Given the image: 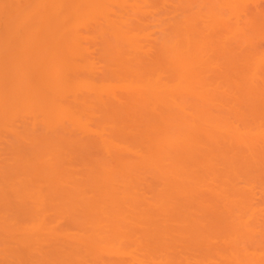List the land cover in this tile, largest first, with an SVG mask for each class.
Segmentation results:
<instances>
[{"label": "rangeland", "instance_id": "374dc122", "mask_svg": "<svg viewBox=\"0 0 264 264\" xmlns=\"http://www.w3.org/2000/svg\"><path fill=\"white\" fill-rule=\"evenodd\" d=\"M86 1L89 0H70V3H68L65 8H69L71 5H73L75 6L74 8H79L81 13H85L91 9L90 11H93V14L99 12L98 16L95 17L97 19L92 18L90 20L91 23H86L84 25V28H80L77 31V34H81L80 38L83 37L82 39L77 38V40H83L81 41V44L79 41V46L74 45L72 33L70 34L68 31L63 32L60 36H56L57 40L55 45L58 44V51L52 57L51 61L54 60L55 64H65L66 62L67 66H69L67 64L68 62L69 64L74 63V65L76 63L77 65L75 66H78V68L82 69L81 66H85V64H87L85 61L88 60V62L90 61L89 63H93V68L91 69V71L88 73L89 69H87L86 71L83 70V67L82 70L78 69L79 72L77 71L74 77H76L77 80L87 77L91 80L89 81L92 82L90 84L95 83L96 87L97 84L99 85V87H110L112 90L110 89L109 91V89H107V92L105 91L106 89H104V92H101L99 88L98 90L101 93H98V90H95V85H93V91L95 90L98 94L93 92L90 86L89 92L88 88L87 91L83 90L84 92L77 90L76 92H71L66 95L61 103L63 104V106H69L70 104L77 105L78 107L76 108V110L79 109V112L77 111L79 114V121L71 118L57 120L56 117H53L52 115L48 116L42 113H25L14 117V119L13 117H11L12 119L10 120V117L7 116V118L3 113L5 107L1 106L0 111H2V109L4 108V110L2 111L4 116L0 112V181L2 179L6 180L8 182V185L10 184L11 186H13V188L15 187L23 189V187H26L24 188L25 190H22L23 192L21 193L25 192L24 194H27L29 193V189L33 187H31L32 184L30 185L29 180L37 170L42 171V169L44 170V168L48 166L47 168H50L53 176H62L61 178L64 179V176H67L70 172L75 175L78 174L80 169H83L84 167H90L92 169L99 168L98 170H104L103 172H112L113 176L111 177H114L113 179L116 180L117 183L120 182L121 186H126L129 192L132 191L133 194H135L134 192H137L140 196H142L141 193L143 195L146 194L145 198H147V200H151V198L155 199L157 196L159 198V195H161L162 193L166 194L168 192H171V190L168 191L170 184L169 182H166L167 180L165 178H163L161 171L159 169L157 170L158 167L156 168V166H154V164L150 162H143L141 159V161L138 160L139 155L145 154L147 152H145L146 147L142 145L143 143H141L142 134L141 138L139 136L140 125L147 123L151 119L154 120L153 124H159V126L157 125V128H159V131H161H157L156 134L157 139L159 138L158 144L160 143L161 145H163L162 142L164 143V145L169 144L170 146H168V149H170V147L172 149H170L169 153H174V150L176 149L175 152L177 151V153L174 154H178L179 151L181 152V150H179L178 148L179 145L177 146L171 144L177 141H181L185 138V136H183L186 135L187 132L185 131V129L191 128L192 126L190 122L192 123L194 122V120L199 119H211L213 120V123H220V126L223 125V129L224 127L228 128L229 131L226 130L224 132L225 135H227L228 132L229 135L232 133L231 135H233L234 140L236 138L237 140L235 141H238L239 143L241 142V155L246 157L245 159L248 158L246 162L250 163L249 166L246 163V166L244 164L242 165V163L235 164L236 166L233 165L232 170L234 171V169H236L234 172L236 174V177L232 171L231 173L229 172L230 174L228 179L231 180L233 177L235 178L231 181H228L227 184L230 187L227 186V184L223 185L224 188H232L230 190L229 196L231 195L230 199H234L233 202L235 201L234 203L230 204V210L228 209L229 211H223L224 221H226L231 226L230 233L233 231L231 233V241L234 244V247L236 245V250L238 249L237 252L241 251L239 252L241 254H243V252L245 254H248L249 252L248 255H253V252L254 255L258 256V264H263L261 262H263L262 260L264 258L261 256L264 255V0H97L93 1L89 5L88 9H82V6L84 2L86 3ZM1 3H3V0H0V4ZM22 4L19 5L22 6V9L17 6L20 11L24 9L23 7L25 5H28L27 3L25 4V2H23ZM84 7H87V4L84 5ZM16 8L13 7V10L11 9V11L10 9H5L7 13L4 12V9L3 12L0 10V14H2L0 15V18L4 17L1 18L2 20H0V22L5 21L1 22L0 24V28L2 27L0 30V33L2 32V34H0V41L5 38V42H0V44H2L0 48H3L2 54L7 55V57L9 56L8 58H12V55L14 56L18 51L16 45L17 39L14 38L25 34L28 30L27 27H25V31H23V28L20 31L12 29V23L15 22L14 18L16 19L17 12H19V10ZM102 12L104 13L102 14ZM4 13L6 14L3 16ZM107 14L109 15L108 22L105 21L108 20V18L106 19ZM82 16H84V18L88 17L89 22L91 16L89 17L86 13ZM113 19H116V23L118 22L117 19H120L123 25L121 24L120 27V23L118 22V27H120L118 28L117 24H114L115 21ZM6 20L9 25L7 24ZM113 21L114 23H112ZM10 28L12 30H10ZM5 31L7 34V39L6 36L4 37V35H6ZM17 32H21L22 34H19ZM10 33V38L14 39V41L16 40L14 42L16 46L13 44V40H9L8 38V34ZM54 34L55 28L50 25L48 28L38 32L35 39L40 38V40H42L41 38H43V40H47ZM13 35H16V37L14 36L13 38ZM24 42L26 43V41ZM77 42L76 44H78ZM134 44H137L136 46H138L140 49H134ZM11 45L15 46L17 51L15 50V48H11ZM72 45L77 46V48H81V51H79V53L83 51L81 53L82 56L81 54L79 55V53H71L72 51L76 50ZM9 47L14 50L12 51ZM6 49L11 50V57L8 54L9 50L6 54ZM83 49H85V51ZM45 50H47V48H45ZM136 50H138V52ZM2 54L0 56V60L2 59V56L4 57V55ZM176 58L179 61H177ZM172 59H174V61ZM166 60L168 61V63H171L168 64L166 62L165 64ZM3 61H8V59ZM3 61H0V67L2 69ZM172 62H177L178 64L173 65ZM11 63L12 62H10V66H12ZM179 63H181L182 65L180 64L179 66ZM6 64L4 63V65ZM183 64L185 65L183 66ZM7 65V67L5 66L6 69H10L13 67L17 68L15 64L13 67H9V64ZM87 66L89 65L87 64ZM87 66L85 67L87 68ZM176 67H182L183 69H181L183 72L189 73L183 74L181 72L183 75L182 77L186 76V80L188 77L189 79L193 78L187 80V84L185 83L186 85L184 84V86L190 88H186L182 84L178 83L180 80L179 78H177L179 76V73L177 70L178 68L176 69ZM6 69L5 71H3L4 73H9L10 71L12 72V70L8 71V69ZM126 70H128V72ZM175 70H177V74ZM131 71L133 74L129 73ZM50 74V71H45L44 73H42V76L47 77ZM140 74L146 76L144 80L149 83L151 88L148 86V84L141 81L140 82L142 84H146L144 85L145 90L141 87V83L137 85H141L140 87L144 91L136 85L137 81L139 80L135 78H138L137 76ZM142 75L139 76V78L141 77L140 79L144 81ZM171 75H173L172 78ZM147 76H151L152 79L153 77L157 79V76H159L158 79H162V81H164V83L158 82L159 80L157 81L159 83L157 84L158 86H160L161 84V87H159L161 89L158 91L157 89H153V87L155 88L157 85L155 83L156 86H152V84L150 83H152L154 79L152 80L151 77L148 78ZM133 79L136 80V83L133 82ZM149 79L151 81H149ZM171 79H173L174 83L177 82L178 84L176 83L175 85H173V90L169 89L173 93L171 91L169 92L170 94L166 93L167 95H164L165 98L163 96V98L165 99L164 100L162 97H160V95L163 94H160L158 92H163V85L165 86L166 90H168L169 84H174ZM195 79H198L200 83ZM166 80L169 83H165ZM131 81L132 84H135V86H137L138 88L134 87L133 89L134 85L131 86ZM127 84H129L128 88L129 86H131L132 89H127ZM192 85H196L194 86L195 88ZM174 86H177V91ZM181 86L184 88H182ZM146 88H148V91L150 90L149 96L150 94L153 96H148V98H150L149 100L147 98V94H145L146 92H148ZM11 89L15 90V87L13 86V88ZM17 89L20 90V85L16 87V90L14 92H17ZM183 89H185L186 91ZM137 90L140 91L139 93H141L140 95H138L139 93L137 94L139 97L137 98L138 101L141 100L142 96H144L142 98V103H140L141 101H139L138 103L136 99H133L137 96L136 93H134ZM196 92L198 94H196ZM166 96L169 97L167 98ZM75 97L76 99H74ZM152 98L157 101L155 102ZM144 99L147 100L146 103H151L150 105H152L154 102H161V104L159 103V107L154 103V107L158 108L157 111H154V115H149V113H152V111L154 110V104L152 106H148L149 108L152 107L153 109H146L148 107L145 106L149 104L146 105ZM144 115L146 116V118ZM7 119H9V121ZM80 123H82V125L85 124V128L89 126L92 130H83L78 126L80 125ZM133 123L134 126H132ZM5 124L6 126H1ZM86 124L89 125L86 126ZM121 124L122 131L123 128L125 129L126 127L129 130L132 126L130 132H135L136 135L135 133L134 135H131V133L127 131V129L123 132L121 131L122 133H115L114 131L116 129L120 131L118 128H120L119 125L121 126ZM129 124L132 125L130 126ZM232 124L234 125V128L232 127ZM135 127H137L138 129H136ZM98 128L100 130L104 129L102 131L103 134L99 133L100 136L96 134V132H98L97 130H99ZM229 128L234 130L232 131ZM93 130H96V132L94 133ZM117 130L116 132H118ZM136 131H138V133ZM230 131L232 132L230 133ZM236 132L237 137L234 134ZM114 133L117 135L115 136ZM129 133L132 139L135 137L137 138V142H135V139H133L135 142L134 143L128 137ZM112 134H114V137ZM122 134L124 135V137ZM160 134H164L162 136L164 137L163 139H161L162 137L160 136ZM238 134H241L240 138ZM110 135L112 136L110 137ZM231 135L230 137L232 138ZM182 136L184 138H182ZM100 137H102L101 140L99 139ZM175 137L177 138V140ZM118 138L120 147L117 146L118 149H116V147L114 149L113 146L118 145V140H116ZM127 138L131 140V143L133 145H131L127 141ZM166 139L169 140L167 141ZM124 140L127 141L128 144H126ZM171 140L175 141L170 143ZM102 141L104 142V144ZM121 141L123 142V147L121 145ZM105 142L107 143L106 145H108V147H110L111 145L112 147L107 148V150L106 148H103L105 146ZM113 142L115 144H113ZM136 143L137 146L142 145L145 148L144 150L142 146L140 147L143 148L144 153L143 151H139L140 148L135 146ZM101 144H103V147ZM124 145L128 146H126L125 148ZM172 146H174L175 148L173 149ZM130 147L131 150L129 149ZM135 147L136 149L139 148L138 151L140 153H135L134 151L136 149H133L134 154L131 152L132 148ZM168 149L166 148L165 151L167 150L168 152ZM250 149H252V151H250ZM115 150H117V154H119L120 151H122L120 153L122 155L123 153H125V162L122 161L119 163L113 161L112 158L114 157ZM138 151L136 150V152ZM64 152L68 153L67 155H69L70 153L72 154H70V160L66 158ZM252 155L253 158H255V162L252 160ZM62 156H64L65 158H62ZM74 156H76L75 159ZM45 159H49L50 162L48 161V163ZM40 161L42 163H38ZM83 161L85 162L83 163ZM46 162L48 165L46 164ZM79 163L82 168L80 167ZM53 164L55 166H53ZM62 164H64V167H66L63 168ZM117 164L120 165L117 166ZM68 165L70 166V168ZM238 165H240V169ZM77 167H79V169ZM122 167H124V170L122 169ZM115 168L117 170H115ZM33 169L34 172L32 171ZM64 169H67L68 171ZM28 171L30 172V174ZM65 171H67V173ZM236 171H238L239 173H237ZM26 172L27 174H25ZM54 173L56 174L54 175ZM232 174L233 177H231ZM24 175L25 177H30L25 178ZM74 175L73 178L76 177V175ZM125 175H127L126 178ZM66 178L67 177H65V179ZM8 180L11 181L9 182ZM22 181L24 186H22L21 184ZM125 181H127V183L122 184ZM229 183L232 184L230 185ZM18 184L20 185L19 187ZM130 184L133 186L131 187ZM166 186H169L167 187V190L165 188ZM133 187L135 188V190ZM153 188L155 189L153 190ZM204 188L205 187H203V189ZM46 189H48L47 185H45V190H40L38 194L40 193L39 195L42 194L45 197L49 198L51 197V193H49V191ZM132 189L134 190V192ZM157 189H159L161 193H159ZM162 189L164 190L163 192ZM149 190L151 191L149 192ZM231 192L234 195H232ZM36 193L37 191L35 192V194H32V196L38 195ZM8 194L6 196H8ZM9 196L11 197V199L16 200L14 196H11L10 194ZM31 199L34 198H29V201ZM29 201V205H27V207L30 206ZM238 201H243V204L238 203ZM51 202L52 201L48 202L45 206L46 209L44 208L43 210L44 212H41L44 215L46 222H48V226H55L56 231L59 234L58 236L64 234V230H66L67 233L78 232L77 228L70 229L66 225V221L68 218L63 215L61 207L59 205H56L57 203H55L54 201L52 202L54 203L53 205ZM248 203L251 207H249ZM1 204L2 201L0 199V222H3L4 219L1 217L6 216L4 215L5 213L7 215L9 213L8 210H6V208H4ZM231 205L233 206L231 207ZM245 205H247L248 211L246 210ZM27 207H25L26 209H23V213L18 212L20 217V219L18 218V220L21 221L20 224L24 222V224H27L28 222L31 224L32 222V216L30 215L31 213L29 214V210ZM47 207L48 209H50L48 210ZM243 207L245 210L243 209ZM248 207L250 209H248ZM250 212L253 215H251ZM254 212H256L255 215ZM55 213L57 214V217H55ZM25 216L28 219H25ZM52 216H54V219ZM58 217H61L60 219H63L60 220ZM63 220L65 221V223ZM29 223L27 224V226L29 225ZM49 223L51 224L49 225ZM24 224H21L22 226L20 225V227H26V225ZM57 225H61L60 227L62 229L59 228V230H57ZM4 226L5 224L2 225V223H0V264H36V262L40 263L42 257L38 256V254L36 255V253L33 254V251L31 252L28 249H23V251H21L20 248H23L22 246L25 245H22L21 241L18 240L20 238V235H17V237L15 238H10L9 236H7L10 229H8V225H6L5 227ZM31 226H33V224ZM87 226L88 225H86V227L83 229V232H85L87 235H90L93 230L90 226H88L90 231H87ZM73 229H76V231H74ZM113 245L116 246V244ZM90 247H97V244L92 242ZM107 256L109 257L110 255L107 254ZM124 256L122 259L128 260V257L126 256L125 258ZM39 257L41 258L39 259Z\"/></svg>", "mask_w": 264, "mask_h": 264}, {"label": "bare ground", "instance_id": "6f19581e", "mask_svg": "<svg viewBox=\"0 0 264 264\" xmlns=\"http://www.w3.org/2000/svg\"><path fill=\"white\" fill-rule=\"evenodd\" d=\"M93 1H97V0H89V1H86V3L84 2L82 9H88L89 5ZM21 2L22 3L25 2V4L27 3L28 5H25L23 7L24 9L20 11V9L18 7L21 8L23 6V4ZM68 3H70V0H7V1L3 0V3L0 4V10L2 12H3V9H4V12H6L5 9L6 10L10 9V11H11V9L13 7L16 8L18 6L16 9H18L19 12H17L16 19L14 18L15 22L14 23L9 22V23L13 24L12 29L20 31L23 28V31H25V27L28 28L26 33L23 35H20L19 37H16V35H18V34L13 35V38L15 36L16 38H14V39H17L16 45H17L18 51L16 50V48H15L16 45L14 44V42L16 40L14 41V39L10 38L11 33L8 34L9 40L12 39L13 40L12 42L15 45V46L11 45L12 46L11 48H15V50L17 51V53H15L14 56L12 55V58H8L9 56L7 57V55L2 54L3 48L2 49L0 48V52H1L0 56H1V54L4 55V57L2 56L1 58L2 59L4 58L3 60L8 59V61H3L2 59L0 60L1 62L3 61V63H2L3 69L0 67V104H1L0 107L1 106L5 107V110H4V108L3 109L1 108V109H2V111L4 110L3 113L6 117L7 116L10 117V120L12 119L11 117H13V119H14V117H16L18 115L25 114V113H30V114L42 113V114H45L48 116L52 115L53 117H56L57 120H62L64 118H71V119H76L79 121V114H78L79 109L76 110V108L78 106L74 105V104H70L69 106H63L61 101L64 100V97L66 95H68L71 92L72 93L76 92L77 90L84 92L83 90L87 91L89 88V90H88V92H89L90 86L92 88V86L95 85V83L93 82L94 84H90L92 82H90L91 80L88 79L87 77L81 78L78 80L76 77H74L75 74L77 73V71L79 72L78 69H80V68H78V66H75V65H77L76 63L74 65V63L69 64V62H68L67 64L69 66H67L66 62H65V64L64 63L55 64L54 60L51 61V59L55 55V53L58 51L57 50L58 44L55 45L56 40H57L56 36H60L63 32L68 31L70 34L72 33L74 45L79 46V41H80L79 39H82L83 37L80 38V36H81V34L79 33L80 31L78 32L79 34H77V31L80 28H84V25L86 23H88V24L91 23L90 20L92 18L97 17L99 12L98 13L96 12V14H93V11H90L91 9L88 10L87 12H85L86 14H88L89 17L91 16L89 19V22H88V17L84 18V16H82V15L85 13H81L79 8H77V7L74 8L75 6H73V5H71L69 8L68 7L65 8V6H67ZM21 4H22V6H19ZM86 4H87V7H84V5H86ZM14 11H17V10H14ZM96 11H97V9H96ZM6 13H4L3 16ZM8 13H9V11H8ZM103 13L104 12H102V14ZM15 14H16V12H15ZM0 15H2V14H0ZM11 16H13V15H11ZM14 17H15V15H14ZM108 17H109V15L107 14L106 19ZM1 18H4V17H1ZM1 18H0V20H2ZM95 19H97V18H95ZM7 20H6V22H7ZM105 21L108 22L109 18H108V20H105ZM114 21H115V23H114ZM114 21L112 23L117 24L119 22L120 27H121V24L123 25V23H121L120 19H117V21H118L117 23H116V19ZM1 22H5V21H1ZM1 22H0V24H1ZM7 24H8V22H7ZM50 25L55 28V34L53 36H50L47 40L44 39L46 41H44L43 38H41L42 40H40V38L35 39L38 32H40L43 29L48 28ZM119 25L117 24V27ZM81 26H83V27H81ZM10 27H11V25H10ZM120 27H118V28H120ZM1 28H0V30H1ZM12 29L10 28V30H12ZM17 33L20 34L21 32H17ZM0 34H2V32ZM5 34H6V31H5ZM5 36L7 39V34L4 35V37ZM77 38H79V39L77 40ZM3 41L5 42V38L3 40H1L0 42L2 43ZM24 41H26V43ZM71 41H72V39H71ZM81 41H83V40H81ZM81 41H80V44H81ZM76 42L78 44H76ZM74 45H72V46H73V48L75 47L76 50L72 51L71 53H75V54L79 53V51H81V48L80 47L77 48V46H74ZM136 45H135L134 49L137 48L139 50L140 48ZM0 46H2V44H0ZM3 46H5V45H3ZM44 46H45V48H47V50H45ZM43 48H44V51H43ZM10 49H8L9 53L7 52L8 51L7 49L5 52H6V54L8 53L11 57V54H12L11 50L13 51L14 49H11V50ZM72 50H74V49H72ZM83 50L85 51V49H83ZM138 50H136V51L138 52ZM82 52H80L79 55ZM81 56H82V54H81ZM172 60L174 61V59H172ZM176 60H177V58H176ZM177 61H179V60H177ZM6 62H7V64H9V67H13L14 64L16 65L17 68H15V67L10 68V69L7 68L8 71L12 70V72L10 71L12 74L10 72L9 73L3 72L6 69L5 66L6 67L8 66L6 64ZM10 62H12L11 63L12 66H10ZM85 62L89 66H87V64H85V66H87V68L83 65L81 66V68L83 69V67H84L83 70H86V71H87V69H89L88 70V73H89L91 71V69L93 68V63L92 62L89 63L90 61L88 62V60H86ZM166 62L168 63L167 60L165 61V64H166ZM4 63L6 65H4ZM169 63H171V62H169ZM177 64H178L177 62L173 63V65H177ZM180 64L181 63H179V66H180ZM184 65L185 64H183V66ZM0 66H1V64H0ZM14 68H15V71H14ZM181 68L176 67V69L178 70V73H179V76L177 78H179V80H180L178 83L182 84L184 86V84L187 82V80H190L193 78L189 79V77L187 75L188 78L186 80L185 79L186 76L182 77L183 76L182 73L183 74H189V73L183 72L182 71L183 68L182 69ZM82 69H80V70H82ZM171 69H173V68H171ZM177 70H175L176 74H177ZM8 71H6V72H8ZM45 71H50L51 74L47 77H43L42 73H44ZM126 71L128 72V70H126ZM92 72H93V70H92ZM129 73H132V71ZM176 74H173V75H176ZM127 75H129V74H127ZM136 75H137V73H136ZM141 75L142 74L138 75L137 76L138 78H135V79L139 80V81H137V83H136L135 79H133V82L136 83V85L143 82V83L148 84V86L150 87L149 83H147L146 80H144V78H146V76L142 75V78L144 81H142L140 79L141 77L139 78V76H141ZM173 75H171V78L173 77ZM147 77L149 78L151 76H147ZM158 78H159V76H157V79L153 77L154 81H156V82L152 81V83H150V84H152V86L153 85L156 86L157 84H159L158 82L164 83V81H162V79L159 80ZM161 78H163V77H161ZM151 79H152V77H151ZM164 80H165V78H164ZM171 80L173 81V79H171ZM149 81H151V80L149 79ZM196 81L199 82L198 79ZM155 83H156V85H155ZM165 83H169V82H167V80H166ZM170 83H172V82H170ZM173 83H174V81H173ZM176 83L177 82H175L174 84H169L168 90H166L165 86L163 85L162 86V87H164V88H162L163 92L162 91L158 92L160 94H163V95H160V97L163 98V96L166 93H169L171 91L169 89L173 90L172 87ZM146 84L141 83L142 86L141 85H137V86L139 88L142 87L144 89V85H146ZM19 85H20V90L17 89V92H14L16 90V87ZM128 85L129 84H127V86H126L127 89L131 88L132 85H134L133 89H134V87L138 88L137 86H135V84H132V81H131V86H129V88H128ZM170 85H171V87H170ZM13 86L15 87V90L11 89V88H13ZM194 86H196V85H194ZM95 87H96V85H95ZM102 87L101 86L99 87V85L97 84V87L95 90H98L100 88V91L104 92V89H106L105 91H107V89H109V91H110V89H111L110 87H107V88H105V87L102 88ZM159 87H161V84H160V86L157 85L155 88L153 87V89H157V91H158L161 89ZM174 87L176 88V91H177V86H174ZM184 87H186V86H184ZM184 87H182V88H184ZM1 88H3V89H1ZM186 88H190V87H186ZM147 89L148 88H146V90ZM10 90H12V91H10ZM91 90L93 91V88ZM95 90L93 92L96 93ZM183 90H185V89H183ZM100 91L98 90L97 92L99 93ZM151 91H153V90H151ZM139 92L140 91L137 90L134 93H136V95H137ZM149 92H150V90L146 93L144 92L145 94H147V98L149 96ZM98 93H96V94H98ZM158 93H156V94H158ZM140 94L141 93H139L138 95H140ZM196 94H198V93L196 92ZM138 95L136 96V98H133V99H136L138 103H139V101H141L140 103H142V101H143L142 98L144 96H142V98L140 97L141 100L138 101V99H137V98H139ZM150 96H152V95L150 94ZM160 97H158V98H160ZM164 98H165V96H164ZM74 99H76V97ZM149 99L150 98H148V100ZM152 99L155 101L154 98H152ZM144 100L146 103L147 100L146 99H144ZM154 101H152V102H154ZM159 103L161 104V102H159ZM159 103H155V104L159 107L160 106ZM147 104H149V103L147 102L146 105ZM150 104L145 106V107L153 105V104L152 105H150ZM155 104L153 105V107L155 106ZM155 108H156V110H155ZM146 109H153V108L148 107ZM157 110H158V108L154 107V110L152 111V113H149V115L150 114L154 115L153 114L154 111H157ZM2 111H0V112L3 115ZM138 112H140V111H138ZM147 112H151V111H147ZM140 113H142V112H140ZM146 116H147V114H146ZM146 116H145V118H146ZM197 118H194V119H197ZM3 120H6V119H3ZM7 120L9 121V119H7ZM153 121L154 120L151 119L147 123L140 125V129H139L140 135L139 136L141 138V134H142L141 143H143L142 145H144L146 147V150L142 145L137 146V143L135 144V146L139 147V148L142 146L144 148L145 152L146 151L147 152L145 154L139 155L138 160L141 159L143 162L144 161L150 162V163L154 164V166H156V168L158 167L157 170L159 169L161 171L163 178H165L167 181L165 179L164 180L166 182H169V184H170L169 185L170 187L169 186L165 187L166 190H167V187H169L168 191L171 190L170 193L169 192L166 194L162 193L161 195H159L160 196L159 198H158V196L156 197L158 199H156V198L152 199L151 198V200H149V199L147 200V198H145L146 192L144 193L145 195H143L141 193L142 196H140V195H138L137 192H134V190H135L134 187H133L134 190L133 189L132 190L135 194H133L132 191L129 192V190L126 186H124V185L121 186L120 182L117 183V181L113 179L114 177L113 178L111 177V176H113L112 172L111 173L109 171L103 172L104 170L100 171V170H98L99 168L98 169H92L90 167H86V168L84 167L83 169H80V171L78 170L79 172H78V174H75L76 175L75 178H73L74 174L72 172H70V173H68L67 176H64L65 175L64 174L63 175L64 179H62L61 178L62 176L61 177L53 176V173H51L50 168H47L48 167L47 166L44 168V170L42 169V171L41 170L35 171L32 178L30 180L28 179L30 182V185L32 184L31 187L32 186L33 187L29 189V191H28L29 193H27V194H24L25 192L21 193V192H23L22 190H25L24 188H26V187H23V189H21V188L19 189V188H15V187L13 188V186H11L10 184L8 185V182L6 180L2 179L0 181V199L2 201L1 205L4 208H6V210H8V213H9L8 215L5 213L4 215H6V216L1 217L4 220H3V222L1 221L0 223H2V225L5 224V226L8 225V229H10V231H9L10 234L8 233L7 236H9L10 238H15V237H17V235L18 236L20 235V238L18 240L21 241L22 245H25V246H22L23 248H20L21 251H23V249H25V250L28 249L31 252L33 251V254L36 253V255L38 254V256L42 257V258L39 257V259L41 258L40 263L36 262V264H258V256L254 255L253 252H252L253 255H251V254L248 255L249 252H248V254H245L244 252H243V254L239 253L241 251L237 252L238 249L236 250V248H237L236 245L234 247V244L231 241V238H232L231 233L233 232L232 231L230 233L231 226L226 221H224V218H223V211L224 212L227 211L230 208V204L235 202V201L233 202L234 199H232V200L230 199L231 195L229 196L230 190L232 188H228V187L224 188L223 185H226L228 183V181H231L232 179H234L236 177V174L234 173L236 169H234V171L232 170L233 165L238 164V163L239 164L242 163V165L244 164L246 166V164H247L249 166V164H250V163L246 162L248 158L245 159L246 157L241 155V152H242L241 151L242 146L240 144L241 142L239 143L238 141H235L237 139L235 138V140H234L233 135H231L232 134L231 132L234 129L232 130L229 128L230 130H232V131H230V133H231L230 135L233 138L232 139L230 137V135L228 134L229 132L227 133V135L224 134V132L226 130H228V128L224 127V129H223V125L220 126L221 124L219 122H218L219 124H215V123H213V120H211V119L194 120V122H192V123L190 122V124H192V126L190 125L191 128H187L188 130L185 129V131H187L186 135H183V136H185V138L182 136V138H184V139L181 138L182 139L181 141H177V142L171 144V145H177V146L179 145L178 148H179V150H181V152L179 151L178 154H174V153H177V151L175 152V150H176L175 149L174 153L171 152V153H173V154H171V153H169L171 147H170V149H168V146H170L169 144L164 145L163 142H162L163 145H161L160 143H159L160 145L158 144L159 138L157 139L156 134H157V131L158 132H161V131H159V128H157V125L159 126V124H153L154 123ZM145 122H146V120H145ZM155 123H156V121H155ZM80 125H78V126L85 131H91L92 130V129H90L89 126L85 128V124L82 125V123H80ZM87 125H89V124H86V126ZM136 125H138V124H136ZM1 126H6V124L1 125ZM132 126H134V123ZM132 126L129 130L124 126L125 129L123 128V131H125L127 129V131L130 132V130L132 129ZM227 126H228V124H227ZM233 126L234 125L232 124V127ZM119 127L120 128H118V129L120 131H118L117 129L116 130L118 132H116V130L114 131L117 134L123 132L121 130L122 124H121V126L119 125ZM115 128H117V127H115ZM135 128L138 129L137 127H135ZM86 129H88V130H86ZM236 129H237V127H236ZM99 130H97L98 132H96V130H93V131H94V133L96 132V134H98V136H100L99 133H102V131L104 129H102L100 131ZM136 132L138 133V131H136ZM127 133H126V135H127ZM130 133H131V135H134L135 132L132 133V131H131ZM130 133H129L128 137L133 142H134L133 139H135V142H137V140H136L137 138L135 137L132 139V137H130ZM238 133H240V132H238ZM114 134H112L113 137H114ZM117 134H115V136ZM183 134H184V130H183ZM234 134L237 137V132ZM112 135H110V137ZM124 135H123V137H124ZM135 135H136V133H135ZM163 135L160 134L161 137ZM240 135L238 134L239 138H240ZM158 137H159V134H158ZM179 137H180V135H179ZM179 137H178V139H179ZM101 138L102 137H100L99 139L101 140ZM163 138L164 137H162L161 139H163ZM109 139H112V138H109ZM120 139H122V138H120ZM106 140H108V139H106ZM116 140H118V145L113 146L114 149H115V147H116V149H118L117 146H119V138ZM131 140H129L127 138V141L131 145H133L131 143ZM176 140H177V138H176ZM127 141H125L126 144H128ZM173 141H175V140H171L170 143ZM244 141H246V140H244ZM122 143L123 142L121 141V145L123 147ZM103 144H104V142H103ZM103 144H101L102 147H103ZM106 144L107 143L105 142L106 147L105 146L103 147V148H106V150H107V148L112 147V145L110 147H108V145H106ZM113 144H115V143L113 142ZM139 144H140V142H139ZM124 146L126 148V146H128V145H124ZM132 147H134V146H132ZM136 147L132 148V151H131L132 153H133V149L135 150ZM172 147H173V149L175 148L174 146H172ZM143 148H140L139 151H141V152L143 151V153H144ZM166 148L168 149V152H167V150L165 151ZM121 149H124V148H121ZM129 149L131 150V147ZM138 149H136V150L138 151ZM136 150L134 151L135 153H140L139 151L136 152ZM250 151H252V149H250ZM121 152L122 151H120V153ZM120 153L117 154V150H115L114 157L112 158L114 162L116 161V162L120 163L126 159V156H124L125 153H123V155ZM67 154L68 153H65L66 158L68 160H70L71 159V156H70L71 153L69 155H67ZM112 155H113V153H112ZM247 155H245V156H247ZM63 157L64 156H62V158ZM75 157L76 156H74V159H75ZM74 159H73V161H74ZM254 159L255 158H253V155H252V160L254 161ZM45 160H47V162L48 161L50 162L49 159H45ZM52 160H53V158H52ZM41 161L38 163H42ZM43 162H45V161H43ZM47 162H46V164H47ZM67 162H70V161H67ZM84 162L85 161H83V163ZM249 162H250V157H249ZM54 164H53V166H55ZM59 164H60V162H59ZM42 165H44V164H42ZM62 165H63V168L66 167V166L64 167V164H62ZM70 165H71V163H70ZM79 165H80V163H79ZM119 165L120 164H117V166H119ZM76 166H78V165H76ZM40 167H44V166H40ZM80 167H81V165H80ZM238 167L240 169V165H238ZM35 168H37V167H35ZM69 168H70V166H69ZM77 168L79 169V167H77ZM123 168L124 167H122V169ZM61 169H62V167H61ZM64 170H67V169H64ZM115 170H117V169L115 168ZM32 171L34 172V169ZM67 171H65V172L67 173ZM231 171L234 173L235 177H233V174H232L231 177H233V178L230 180L228 178H229V174L231 173ZM238 171H236V172L239 173ZM126 172H124V173H126ZM25 174H27V172ZM29 174H30V172H29ZM55 174L56 173H54V175ZM121 174H123V173H121ZM77 175H78V177H77ZM24 177H25V175H24ZM28 177H30V176H28ZM28 177L26 176L25 178H28ZM65 177H67V178L65 179ZM126 177H127V175H125V178ZM117 179H119V178H117ZM22 180H24V179H22ZM122 180H123V178H122ZM5 181L7 184L5 183ZM121 182H123V181H121ZM126 183H127V181H125L122 184H126ZM16 184H17V182H16ZM21 184H22V186H24L23 181ZM45 185H47V188H48L46 190H48L49 193H51L50 194L51 197H49V198L45 197L42 194L39 195L40 193L38 194V192L40 190H45ZM19 186L20 185L18 184V187ZM132 186L133 185H131V187ZM227 186H229V185L227 184ZM150 187H151V185H150ZM203 187H205V188L203 189ZM154 189L155 188H153V190ZM233 189H235V188H233ZM138 190H140V189H138ZM157 190L159 191V189H157ZM7 191L9 192V194L11 196H14L16 198V200L11 199V197L9 196ZM36 191H37L36 194H38V195L32 196V194H35ZM144 191H147V190H144ZM150 191L151 190H149V192ZM163 191L164 190L162 189V192ZM159 193H161V192L159 191ZM7 194H8V196H6ZM205 194H208V195H205ZM231 194H232V192H231ZM153 195H154V193H153ZM232 195H234V194H232ZM32 197L34 199H31L29 201V198H32ZM152 197H154V196H152ZM28 201L30 202L29 207H27V205H29ZM50 201H52V202L54 201L55 203H57L56 205H59L61 207V209L63 211V215H65L66 218H68L67 221L65 218L66 225L70 229L71 228H77L78 232L67 233L66 230H64L65 233L58 236L59 234L56 231V227L55 226H48V222H46L45 217L41 212H44L43 210H44L45 206ZM242 202L238 201V203L243 204ZM53 204L54 203H52V205ZM248 205H249V207H251L249 203H248ZM49 206H51V205H49ZM232 206L233 205H231V207ZM237 206H238V204H237ZM25 207L28 208L29 214L31 213L30 215L32 216V222L30 221L31 224L28 222L30 226L29 225L27 226L28 223L27 224H24L25 222L21 223V224L26 225V227L21 228L20 227L21 221L18 220V218L20 219L18 212H22ZM48 207H47V209H48ZM245 207L247 210V205H245ZM249 207H248V209H250ZM243 209H244V207H243ZM53 210H55V209H53ZM60 210H58V211H60ZM255 213L256 212H254V215H255ZM59 214H60V212H59ZM52 215H54V214H52ZM56 215L57 214L55 213V217H57ZM251 215H253V214L251 213ZM52 217L54 219V216H52ZM22 218H21V220H22ZM25 219H28V218H26V216H25ZM62 219H60V220H62ZM65 221H64V223H65ZM62 223H61V225H62ZM32 224H33V226H31ZM50 224L51 223H49V225ZM61 225H57V228H58L57 230H59V228H61L60 227ZM86 225L90 226L93 230L92 233H90V235H87L85 232H83V229L86 227ZM88 226H87V228H88ZM63 229H64V227H63ZM88 230H89V228L87 229V231ZM74 231H76V229ZM5 232H7V231H5ZM61 232H62V230H61ZM92 242L96 243L97 247L91 248L90 245ZM113 244H116V246H114ZM242 251H244V250H242ZM104 253L106 256H107V254H109L110 256L106 257L104 255ZM257 253H258V251H257ZM124 255H126L128 257V260L122 259ZM126 256H124V257L126 258ZM261 257L264 258V255H262ZM261 260H262V258H261ZM262 261L263 262H261V263L264 264V259Z\"/></svg>", "mask_w": 264, "mask_h": 264}]
</instances>
